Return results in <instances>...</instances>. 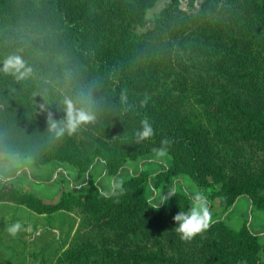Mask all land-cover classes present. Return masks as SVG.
I'll list each match as a JSON object with an SVG mask.
<instances>
[{
    "label": "trees",
    "instance_id": "16d2710c",
    "mask_svg": "<svg viewBox=\"0 0 264 264\" xmlns=\"http://www.w3.org/2000/svg\"><path fill=\"white\" fill-rule=\"evenodd\" d=\"M159 1L0 0V155L73 165L80 176L101 160L114 177L169 141L170 164L131 175L108 199L96 180L56 202L2 183L0 202L78 217L53 264H264L247 224L219 218L184 242L173 217L190 194L158 202L146 192L187 174L209 189L210 208L226 213L246 195L264 210V0H168L147 27ZM14 56L30 70L23 79L3 71ZM65 97L77 107L87 98L96 120L57 138L47 114L64 120ZM144 117L154 135L136 144Z\"/></svg>",
    "mask_w": 264,
    "mask_h": 264
},
{
    "label": "crops",
    "instance_id": "0c3cea01",
    "mask_svg": "<svg viewBox=\"0 0 264 264\" xmlns=\"http://www.w3.org/2000/svg\"><path fill=\"white\" fill-rule=\"evenodd\" d=\"M171 159L172 157L166 154L164 157L147 156L137 160H129L124 169L113 177L107 174L105 163L101 160L88 173L80 176L78 169L73 165L49 163L38 167L29 157H22L18 154H1L0 186L4 181L19 180L20 186L25 190L36 193L47 202H56L60 199L64 190L76 193L86 192L89 189V182L92 180H96L101 189L107 191L113 178L124 182L131 175L137 174L142 170L155 175L170 164ZM59 169L64 170V172L57 174ZM173 190L187 191L189 194L202 193L206 197L207 206L211 211L213 221L222 218L234 229H240L246 224L251 227L260 236L262 244L260 256L264 260V210L255 207L248 196L240 197L235 205L225 213L217 204L210 208L209 189L197 186L187 174H180L174 177L168 186L154 188L152 183L149 182L146 187V192L158 202L165 200V196L169 195L168 192ZM3 206L17 207L13 203L0 202V207Z\"/></svg>",
    "mask_w": 264,
    "mask_h": 264
},
{
    "label": "rangeland",
    "instance_id": "374dc122",
    "mask_svg": "<svg viewBox=\"0 0 264 264\" xmlns=\"http://www.w3.org/2000/svg\"><path fill=\"white\" fill-rule=\"evenodd\" d=\"M167 1H159L149 11L147 27L154 24V18ZM183 6L186 7V0ZM63 172L59 169L57 174ZM9 183L20 186L19 180ZM14 205L17 207H0V264H53L65 244L73 239L78 217L71 213L40 215L25 206ZM17 221L23 230L13 237L7 228Z\"/></svg>",
    "mask_w": 264,
    "mask_h": 264
},
{
    "label": "clouds",
    "instance_id": "9594fccd",
    "mask_svg": "<svg viewBox=\"0 0 264 264\" xmlns=\"http://www.w3.org/2000/svg\"><path fill=\"white\" fill-rule=\"evenodd\" d=\"M24 69V63L20 57H9L4 62L3 71L5 73H11L16 75L17 79H23L27 75V71ZM147 98L142 101V105L147 104ZM65 106V118L62 121H58L54 114L48 112L47 123L49 130L54 132L56 137H62L65 133L71 135L75 133L82 125L93 123L96 120V114L92 109V105L88 102L87 98L81 100V106L77 107L73 99L65 97L63 100ZM41 109L47 111L44 105H41ZM154 135V128L152 123L147 117H144L140 121V127L134 132V140L136 144H140L145 140L150 139ZM169 141L164 139L161 141V147L154 148L153 151L157 157H164L167 154L166 145ZM123 182L119 179L113 178L110 187L107 191L101 189L100 195L105 198H111L112 196L123 194ZM169 195L165 196V201L171 196L176 195V192L170 191ZM191 204L187 211H180L173 219L177 226L174 231L179 235V238L184 242L192 241L197 235L205 232L210 224L213 222L212 214L207 206L206 197L202 193H192ZM165 202H161L158 206L153 208H159V206ZM23 230V225L17 221L8 226L7 231L10 235L15 237L20 231Z\"/></svg>",
    "mask_w": 264,
    "mask_h": 264
}]
</instances>
